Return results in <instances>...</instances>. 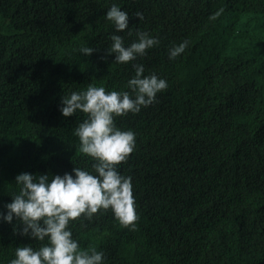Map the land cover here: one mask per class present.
I'll list each match as a JSON object with an SVG mask.
<instances>
[{"label":"trees","instance_id":"1","mask_svg":"<svg viewBox=\"0 0 264 264\" xmlns=\"http://www.w3.org/2000/svg\"><path fill=\"white\" fill-rule=\"evenodd\" d=\"M111 2L129 14L132 35L118 33L126 43L137 30L158 37L140 57L170 90L159 108L119 122L138 131L139 223L122 228L100 211L72 223L78 239L102 250L104 264H147L143 254L153 264H264V0H0V92L9 95L0 101V211L17 174L70 164V132L86 114H61L64 91L124 89L135 74L107 52ZM13 225L0 221V264L14 245H39Z\"/></svg>","mask_w":264,"mask_h":264},{"label":"clouds","instance_id":"2","mask_svg":"<svg viewBox=\"0 0 264 264\" xmlns=\"http://www.w3.org/2000/svg\"><path fill=\"white\" fill-rule=\"evenodd\" d=\"M111 3L104 16L115 32H110L107 52L115 54L118 64L146 55L147 49L159 43L158 37L137 30L136 38L126 43L118 33L127 30V35H132L129 14L118 3ZM135 16L143 18L140 12ZM187 45V40L173 44L168 49L169 59L180 55ZM94 50L92 46L79 48L84 55ZM144 66L146 61L130 66L135 74L124 89L89 83L83 90L64 91L61 114H86L74 128V136L70 132L74 154L68 167L55 174L35 168L15 176L12 199L6 203V211H0V221L12 223L15 218L19 227L13 225L14 231L39 245H14L5 264H104V252L85 248L72 223L90 219L100 211L122 228L133 229L139 223L140 201L130 166L138 150V131L124 128L119 122L129 114L159 108L170 90L166 79L155 72L145 74Z\"/></svg>","mask_w":264,"mask_h":264},{"label":"rangeland","instance_id":"3","mask_svg":"<svg viewBox=\"0 0 264 264\" xmlns=\"http://www.w3.org/2000/svg\"><path fill=\"white\" fill-rule=\"evenodd\" d=\"M144 62H145V59H143L142 57L139 56V57H137L136 60L130 62L128 65H130V66L133 67L134 64H144ZM7 99H9V95L0 92V101H1V102H5ZM140 114H142V113H140ZM204 178H205V176H204ZM263 197H264V195H263ZM224 220H225V219H224ZM225 221H226V220H225ZM235 228H236V226H231V231H230V233H231ZM244 240H247V241H253L254 238H253L251 235H249L248 233H246V234H245V237H244ZM142 257H143V260L145 261V263H147V264H153V263H154L151 259H149V257H148L146 254H143ZM246 260H247V257H246V259H245L244 261H246Z\"/></svg>","mask_w":264,"mask_h":264}]
</instances>
